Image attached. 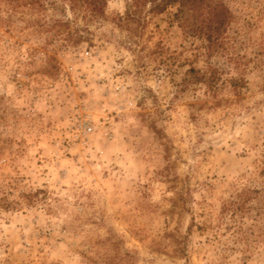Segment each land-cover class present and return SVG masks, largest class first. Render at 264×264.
<instances>
[{
    "label": "rangeland",
    "instance_id": "rangeland-1",
    "mask_svg": "<svg viewBox=\"0 0 264 264\" xmlns=\"http://www.w3.org/2000/svg\"><path fill=\"white\" fill-rule=\"evenodd\" d=\"M86 1L0 0V264H264V0Z\"/></svg>",
    "mask_w": 264,
    "mask_h": 264
},
{
    "label": "trees",
    "instance_id": "trees-1",
    "mask_svg": "<svg viewBox=\"0 0 264 264\" xmlns=\"http://www.w3.org/2000/svg\"><path fill=\"white\" fill-rule=\"evenodd\" d=\"M152 10L162 11L167 5L175 3L177 10L174 17L181 29L188 34L200 36L205 41L206 56L210 57L221 46V35L230 16L224 0H148ZM106 0H87L90 9L102 10ZM211 67V66H210ZM218 79L215 68L205 71L190 66L183 81L185 83H204L212 88Z\"/></svg>",
    "mask_w": 264,
    "mask_h": 264
},
{
    "label": "built area",
    "instance_id": "built-area-1",
    "mask_svg": "<svg viewBox=\"0 0 264 264\" xmlns=\"http://www.w3.org/2000/svg\"><path fill=\"white\" fill-rule=\"evenodd\" d=\"M92 125L89 122H82V124L79 125V128L76 129L75 133V139L82 138L84 134L89 133L92 131Z\"/></svg>",
    "mask_w": 264,
    "mask_h": 264
}]
</instances>
